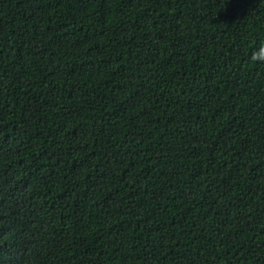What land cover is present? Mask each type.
Segmentation results:
<instances>
[{"label":"trees","instance_id":"16d2710c","mask_svg":"<svg viewBox=\"0 0 264 264\" xmlns=\"http://www.w3.org/2000/svg\"><path fill=\"white\" fill-rule=\"evenodd\" d=\"M264 0H0V264H264Z\"/></svg>","mask_w":264,"mask_h":264},{"label":"clouds","instance_id":"9594fccd","mask_svg":"<svg viewBox=\"0 0 264 264\" xmlns=\"http://www.w3.org/2000/svg\"><path fill=\"white\" fill-rule=\"evenodd\" d=\"M257 55H258L259 57H264V44L261 45V48H260V50H259V53H258V54H254V58H255Z\"/></svg>","mask_w":264,"mask_h":264}]
</instances>
